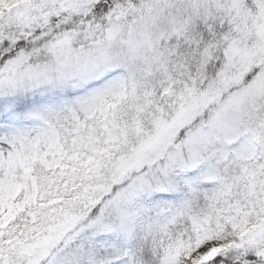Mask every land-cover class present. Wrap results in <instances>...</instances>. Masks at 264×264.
<instances>
[{"label":"snow or ice","instance_id":"6c2138e0","mask_svg":"<svg viewBox=\"0 0 264 264\" xmlns=\"http://www.w3.org/2000/svg\"><path fill=\"white\" fill-rule=\"evenodd\" d=\"M0 264H264V0H0Z\"/></svg>","mask_w":264,"mask_h":264}]
</instances>
